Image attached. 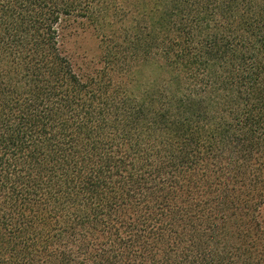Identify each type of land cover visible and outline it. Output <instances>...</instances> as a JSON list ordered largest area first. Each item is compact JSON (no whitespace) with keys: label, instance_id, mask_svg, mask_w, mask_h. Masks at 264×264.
Instances as JSON below:
<instances>
[{"label":"trees","instance_id":"16d2710c","mask_svg":"<svg viewBox=\"0 0 264 264\" xmlns=\"http://www.w3.org/2000/svg\"><path fill=\"white\" fill-rule=\"evenodd\" d=\"M0 264H264V0H0Z\"/></svg>","mask_w":264,"mask_h":264},{"label":"rangeland","instance_id":"374dc122","mask_svg":"<svg viewBox=\"0 0 264 264\" xmlns=\"http://www.w3.org/2000/svg\"><path fill=\"white\" fill-rule=\"evenodd\" d=\"M73 20L63 25L62 42L65 51L75 57L79 66L96 63L100 58L99 40L92 27Z\"/></svg>","mask_w":264,"mask_h":264}]
</instances>
